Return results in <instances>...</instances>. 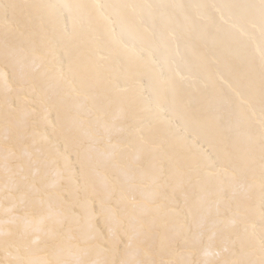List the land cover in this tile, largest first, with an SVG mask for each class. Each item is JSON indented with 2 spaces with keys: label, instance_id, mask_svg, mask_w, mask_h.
<instances>
[{
  "label": "bare ground",
  "instance_id": "obj_1",
  "mask_svg": "<svg viewBox=\"0 0 264 264\" xmlns=\"http://www.w3.org/2000/svg\"><path fill=\"white\" fill-rule=\"evenodd\" d=\"M0 264H264V0H0Z\"/></svg>",
  "mask_w": 264,
  "mask_h": 264
}]
</instances>
